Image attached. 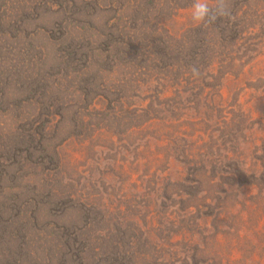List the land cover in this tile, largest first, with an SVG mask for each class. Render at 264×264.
I'll return each mask as SVG.
<instances>
[{
    "label": "rangeland",
    "instance_id": "rangeland-1",
    "mask_svg": "<svg viewBox=\"0 0 264 264\" xmlns=\"http://www.w3.org/2000/svg\"><path fill=\"white\" fill-rule=\"evenodd\" d=\"M226 2L234 19L205 27L193 0H0V264H178L166 252L183 246L182 193L136 154L154 148L133 151L132 110L177 105L196 147L263 170L264 0ZM197 36L224 79L195 63L198 78L172 83L159 52H191ZM244 186L246 204L233 190L223 223L207 219L225 259L259 260L264 181Z\"/></svg>",
    "mask_w": 264,
    "mask_h": 264
},
{
    "label": "trees",
    "instance_id": "trees-1",
    "mask_svg": "<svg viewBox=\"0 0 264 264\" xmlns=\"http://www.w3.org/2000/svg\"><path fill=\"white\" fill-rule=\"evenodd\" d=\"M201 39L199 40L198 36L194 39L197 46L191 52L185 53L182 50L176 52L175 47L168 45H164L159 52L163 56L162 58H171L175 61L169 65L173 69L168 71V75L165 74L172 83L189 79L190 76L193 77L191 67L195 63L196 65L204 64L203 68L205 66L208 75L213 77L210 70V58L213 52L211 48L214 45L206 37ZM224 74L225 72L213 78L224 79ZM150 89L147 87L143 91L151 92ZM178 93V90L174 92L175 95ZM219 93L211 88V92L206 94L204 99L207 98L209 104L215 103V95L218 96ZM156 97L154 96V98ZM209 104H206L208 108ZM211 108L214 109L213 106ZM179 110L177 105L164 109L154 108L153 104L137 114L135 110H132L126 127L129 134L138 131L139 137L142 136L136 140L131 135L130 145L133 147V151L139 149V146L148 151L151 148L155 149L152 152L136 153L141 159H144V165L147 168L157 165L156 175L166 178L169 181V186L183 194L178 196L177 202L181 207L180 210L176 211L179 227L183 230L181 235L183 246L181 249L176 250L174 248L172 251H167L166 254H169L170 260H177L178 264H264V258L259 260L253 258H249V260L225 259L221 254L220 245L214 240L215 235L213 234L215 233L207 219V209L212 208L210 212L217 214L218 224L223 223L222 212L226 210L227 206L229 209L234 208L232 199L235 194L233 190L239 191L242 204H246L243 195H241L245 190L242 189H245L246 186L244 185L253 184L257 176L259 180L263 179L264 181V167L259 172L258 165L251 166L248 163H243L240 159H234L233 155L236 151L223 148L222 145L210 146V148H206V146L196 147L190 140L191 132L176 128L180 125L179 123H182L179 122ZM157 112L159 116H156ZM177 123L178 125H176ZM258 173L259 175H257ZM158 176H155L157 180H159ZM235 182L239 185L238 189H235ZM173 188H171L172 192ZM166 192L168 193V190ZM261 193L264 194L260 191L259 194ZM171 196L168 194L167 198ZM164 205L168 211L171 201H164ZM165 213L167 220L171 212ZM191 226L194 227V231L187 235ZM209 234L210 237L208 238L202 236ZM249 241L250 244L248 245L251 251L260 248L264 252V232L257 235L255 241L251 239Z\"/></svg>",
    "mask_w": 264,
    "mask_h": 264
},
{
    "label": "clouds",
    "instance_id": "clouds-1",
    "mask_svg": "<svg viewBox=\"0 0 264 264\" xmlns=\"http://www.w3.org/2000/svg\"><path fill=\"white\" fill-rule=\"evenodd\" d=\"M190 15L194 24L205 27L220 18L234 19L226 0H214L213 3H209V0H193ZM191 72L195 78L201 75L200 70L195 66L191 68Z\"/></svg>",
    "mask_w": 264,
    "mask_h": 264
}]
</instances>
